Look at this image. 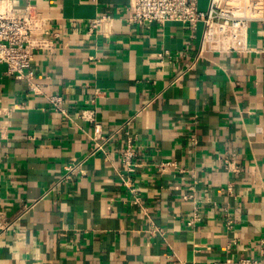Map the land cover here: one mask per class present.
Wrapping results in <instances>:
<instances>
[{"label":"crops","instance_id":"1","mask_svg":"<svg viewBox=\"0 0 264 264\" xmlns=\"http://www.w3.org/2000/svg\"><path fill=\"white\" fill-rule=\"evenodd\" d=\"M10 1L34 4L59 36L34 52L36 91L0 63V264L264 253V22L249 23L246 52L199 51L200 22L135 24L129 0ZM95 132L105 142L91 154Z\"/></svg>","mask_w":264,"mask_h":264},{"label":"built area","instance_id":"2","mask_svg":"<svg viewBox=\"0 0 264 264\" xmlns=\"http://www.w3.org/2000/svg\"><path fill=\"white\" fill-rule=\"evenodd\" d=\"M126 9L128 20L135 24L167 21L188 23L192 29L202 24L199 51L241 53L248 51V25L251 22H264V0H209L206 9H199L196 0H129ZM108 19L107 15L88 22V31L94 32ZM59 36L52 29L46 17L30 2L13 5L10 0H0V63L6 66V74L16 79H24L30 88L37 90L32 82L31 62L38 49L51 48L53 40ZM55 109L64 112L63 98L47 96ZM82 116L94 121L92 111L82 112ZM119 155L128 172L137 165L134 163L135 146L131 135ZM91 154L103 150L104 140L99 132L93 136ZM230 164H227V167ZM175 166L174 161L159 163V170L165 171ZM72 169H77L73 167ZM193 217L187 221L191 223ZM0 227H4L0 222ZM213 264H264V253L257 257H226Z\"/></svg>","mask_w":264,"mask_h":264}]
</instances>
